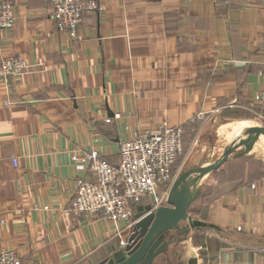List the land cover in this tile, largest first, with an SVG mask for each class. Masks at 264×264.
<instances>
[{"label":"crops","instance_id":"obj_1","mask_svg":"<svg viewBox=\"0 0 264 264\" xmlns=\"http://www.w3.org/2000/svg\"><path fill=\"white\" fill-rule=\"evenodd\" d=\"M12 1L4 54L29 66L0 80V251L16 249L21 264H99L121 249L113 222L71 212L87 174L73 155L96 147L117 165L120 138L205 112L184 136V164L197 165L216 152L215 130L230 139L239 122L264 124L254 100L264 0H101L76 38L57 28L49 0ZM243 151L198 182L189 214L217 228L191 229L156 264H264V154Z\"/></svg>","mask_w":264,"mask_h":264},{"label":"built area","instance_id":"obj_2","mask_svg":"<svg viewBox=\"0 0 264 264\" xmlns=\"http://www.w3.org/2000/svg\"><path fill=\"white\" fill-rule=\"evenodd\" d=\"M53 18L59 30L76 38L86 14H101L105 7L101 0H49ZM17 21L16 6L12 0H0V80L5 84L9 78H21L29 66L28 61L17 54H4L1 35L12 29ZM5 55V56H4ZM260 87L254 94L258 104L264 103V66L258 72ZM7 104V103H6ZM115 117H119L116 114ZM199 112L187 122L194 130L197 124L207 119ZM110 121L111 118H107ZM187 126L163 124L156 131L134 134L118 140L119 164L105 159L98 148L83 155H73L74 161L85 164L87 174L75 178V194L70 210L77 217L101 216L114 223L120 238V247L125 246L124 234L132 230L135 219L134 207L150 204L153 209L167 205L171 188L179 176L177 168L184 154V136ZM17 165V159L13 160ZM16 249L3 248L0 264H21Z\"/></svg>","mask_w":264,"mask_h":264},{"label":"water","instance_id":"obj_3","mask_svg":"<svg viewBox=\"0 0 264 264\" xmlns=\"http://www.w3.org/2000/svg\"><path fill=\"white\" fill-rule=\"evenodd\" d=\"M259 134H264V126H249L241 136L227 147L218 160L200 163L181 172L175 180L167 205L153 209L150 204L136 213L135 224L127 237L125 246L115 252L107 261L99 264H156L155 259L166 252L170 243L186 235L195 228H217L216 226L193 219L190 214L192 204L203 192L198 182L220 168L230 154L244 147L249 153Z\"/></svg>","mask_w":264,"mask_h":264},{"label":"rangeland","instance_id":"obj_4","mask_svg":"<svg viewBox=\"0 0 264 264\" xmlns=\"http://www.w3.org/2000/svg\"><path fill=\"white\" fill-rule=\"evenodd\" d=\"M233 123H235V122H233ZM239 123H241V125H244V127H249V126H252V125H250L249 123H246V122H239ZM246 124V125H245ZM253 124H255V125H257V126H264V124H263V122H261V121H255V122H253ZM240 127V126H239ZM243 127V128H244ZM242 129V128H241ZM240 130V129H239ZM239 130L238 129H236L235 131H237L236 132V134L234 135L233 133H231V138L230 139H226L225 137L226 136H223V134H221V132H220V129H219V133H220V135L222 136H220L219 134H218V131H216L215 130V141H214V143H216L215 145H216V152H214V154H213V156L211 155V156H209L210 157V160H209V162L211 163V162H214V161H216L217 159H219L220 157H222V155H223V153H224V151H225V148H226V146H230L231 144H232V142H228L229 140H232L234 137H236L237 136V133L239 132ZM228 132V134H229V130L227 131ZM226 132V133H227ZM234 135V136H233ZM233 136V137H232ZM227 140V141H224L223 139L224 138ZM227 143H229V144H227ZM240 150H244V147L242 146V147H240ZM255 150H257V151H255ZM255 151V152H254ZM236 152V151H235ZM240 152V151H239ZM242 152V151H241ZM251 153H253L254 152V154H256V152H260V154H264V134H259L257 137H256V139H255V141H254V144H253V147H252V149H251V151H250ZM185 153V152H184ZM234 154V153H233ZM184 155V154H183ZM183 155L180 157V159H179V163H181L182 161H183ZM233 156H238V158H241L242 156H243V154H237V152L235 153V155H233ZM192 162L193 161H187L185 164H184V161L182 162V167H181V172H183L184 170H186V169H188V168H191L192 166H194L193 164H192ZM179 167V166H178ZM205 182V181H204ZM199 203V201H197L195 204H193L192 205V207H191V211H194L195 209H197L196 208V206H197V204ZM194 209V210H193Z\"/></svg>","mask_w":264,"mask_h":264},{"label":"trees","instance_id":"obj_5","mask_svg":"<svg viewBox=\"0 0 264 264\" xmlns=\"http://www.w3.org/2000/svg\"><path fill=\"white\" fill-rule=\"evenodd\" d=\"M143 205H144V204H140V205H138V206H136V207H134V208H135V210H136L137 208H138V209H142Z\"/></svg>","mask_w":264,"mask_h":264},{"label":"bare ground","instance_id":"obj_6","mask_svg":"<svg viewBox=\"0 0 264 264\" xmlns=\"http://www.w3.org/2000/svg\"><path fill=\"white\" fill-rule=\"evenodd\" d=\"M245 128H247V127H244V128H242V129H240L239 132L237 133V135H238L243 129H245Z\"/></svg>","mask_w":264,"mask_h":264}]
</instances>
